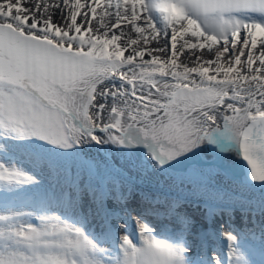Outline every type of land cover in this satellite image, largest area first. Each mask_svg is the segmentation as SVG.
I'll use <instances>...</instances> for the list:
<instances>
[{
  "label": "snow or ice",
  "instance_id": "1",
  "mask_svg": "<svg viewBox=\"0 0 264 264\" xmlns=\"http://www.w3.org/2000/svg\"><path fill=\"white\" fill-rule=\"evenodd\" d=\"M53 15H60L62 23H54ZM126 26L134 38L117 31ZM189 35L195 42L184 39ZM160 38L163 46L148 47ZM262 38L264 0H35L33 7L2 0L0 133L36 138L62 150L93 143L142 146L158 167L190 152L207 155L208 145L234 148L251 179L264 183ZM178 41H183L179 48ZM185 49H206L211 58L193 52L194 66L181 63ZM223 159L209 157L191 168L188 178L206 187L205 177L227 176ZM112 168L108 161L93 162L91 178L62 188V197L69 204L87 197L101 222L111 219L110 199L127 215L132 193L121 190V174ZM52 182L59 185L58 173ZM34 183V177L0 162V190ZM144 204V215L133 217L139 245L123 234L125 224L118 220L120 264H188L187 249L156 240L146 217L163 218L185 233L192 217L178 200L163 212L147 197ZM217 207L223 212L222 205ZM7 220L0 216V222ZM222 235L234 259L236 237L228 231ZM93 248L82 229L58 215L41 219L38 226H0V264H98Z\"/></svg>",
  "mask_w": 264,
  "mask_h": 264
},
{
  "label": "bare ground",
  "instance_id": "2",
  "mask_svg": "<svg viewBox=\"0 0 264 264\" xmlns=\"http://www.w3.org/2000/svg\"><path fill=\"white\" fill-rule=\"evenodd\" d=\"M0 2H2V0H0ZM33 2H35V0H33ZM41 2L51 4L56 3V0H41ZM82 2H84V0H82ZM112 2L115 3V0H112ZM50 11H52V9H50ZM156 15L158 16L159 13H156ZM97 17H99V9ZM254 18L261 19L258 16L244 17L245 20H253ZM52 19L54 23L58 24V21H60L62 17L60 15H53ZM94 24H97L96 20L93 21V28L95 29ZM117 31L124 32L127 31V28L123 27L122 29H119ZM132 35L134 38L133 33ZM162 42L163 38H160L158 43L156 41H153L152 43H160L161 45ZM185 52H187V55L190 54L191 56L193 55V52H195L196 55H202L203 58H205L208 54V51L206 49L203 52L199 50H194L193 52H191L190 50L185 49ZM127 54L128 53H125V55ZM159 56H161L162 59L165 58L164 53H162V55L159 54ZM179 62L189 63L190 66H194L191 64L190 59L184 60V55L179 58ZM83 148L88 153H90L91 156L95 157L96 164L102 166L105 161H108L111 165H113L111 171L121 174L120 178L125 181V184L123 183V186H121V190L125 188H134L136 187V184L144 188L150 186V188L155 190L166 191V193H164V196L162 197L164 201H169L168 204L174 201V199L179 200V202L183 205L182 210L192 217V226L190 231H188L187 233L182 232L177 225L169 223V221L163 218H157L155 216H147L146 222L149 226L152 227L153 231L156 229L157 231L155 232H159V235H162L164 237H166L165 235H175L177 238L185 236L187 240L189 239L191 243L190 252H193L192 255H189L190 258H193L194 255L200 257L201 255H203V253L207 252L208 248H210L214 251V254L211 252V254H213V257L219 259L220 256L218 252L220 251V248H222L223 246L224 248L228 247L225 242H220L218 240L219 237H217V232L220 230L221 232H230L236 237L239 242L242 240L243 242H248V245L250 244V246H248L249 249L243 247V249L247 251L246 253L250 261L249 264H264V247L262 250V248H258L257 245H254L249 240L251 238H258L256 237L257 233H260V235L264 237V187L261 186V182L253 181L251 179L249 166L242 158H238V153L234 148L221 151L218 146L214 147L212 145H208L206 146L207 155H194L192 152H190L187 154V156L181 157L178 162L173 161L171 164H165L160 167L156 165V162L151 159L147 150L142 146L123 148L115 144L99 145L93 143L84 144ZM194 151L199 152V149H195ZM21 152L23 155V157H21L22 160L27 161L30 165L36 168L37 172H39L41 175H44L42 176L43 185H37L34 183L26 184L21 187L15 186L16 191L13 190L9 193L10 196L13 197L12 200L14 201V204L17 206L22 205V203L26 205L29 204L31 208L40 210V208L43 207L41 205V201L45 198V196L48 195L47 193L49 191H52L54 189H57L56 191H60L62 201L67 204L66 200L61 195V189L66 187L76 188L77 183L74 181L75 178L78 177L77 171L79 169H77L75 162H70L69 168L66 169L62 164H54L51 162L48 163L47 160L43 161L34 153L25 151L24 149H21ZM212 156L224 158L221 163L229 170L227 176L219 175L213 177H205L204 183L206 184V187H203L188 178V173L191 168L198 165L202 166L206 161L209 160V157ZM82 168L85 169L86 167L83 166ZM64 169L68 170V173ZM46 172H49V174H46ZM54 173L59 174V185H56L52 182V174ZM166 180H175L172 181V184H174V186L172 187H179V195H175L170 191V189L175 190L176 188L174 189L163 184V182ZM159 187L161 189H158ZM21 188L26 189L24 190ZM192 188H195V190L199 192V194H201L202 192V197L199 196L198 198H195L193 197V195L191 196L190 191L192 190ZM77 191H79V189H77ZM218 195L224 197V199L218 200ZM159 196L161 195L157 194L155 198L159 200ZM203 197L206 199V202L208 200L210 203H205V199ZM149 200L155 202L161 212H163V209L166 208L165 206H161L158 201H155V199ZM25 201L29 202L25 203ZM80 201V197L78 196V198H76V201L73 202L71 206L77 211L79 210L81 212H85L86 216L88 217L89 215H91L89 213H93L94 216V210H92V208V211L88 210L87 205L90 203L89 201H87V197H84L82 202ZM109 202L111 205V210L107 208V210H109L107 212L111 219L110 221L106 222L107 225H105V228L102 227L104 229H100L98 238L97 236H93L92 232H88L86 230V227H84V225L79 220H75L72 217H69L67 214L69 210L65 209V214L57 211L56 209L50 210H55L62 217L65 216V218L68 216L66 219L82 226L87 237L88 235L93 236V238L100 245L112 247L113 245L111 244V242L115 243L113 240L116 238V240L119 241L121 237L120 233L119 235H117L116 229H120V226L119 223L116 224L117 221L114 222V216L120 219L122 223H125L126 230L130 231V226L134 227V225L138 229V226H136L133 217L139 218L144 215L145 210L140 209L141 207H144L145 204L143 198L141 199L134 195L130 196V198L126 201L127 215H123L122 213L124 211V206L117 203L115 199H110ZM140 204L142 206H140ZM217 205H222L223 212H221L220 207H217ZM89 206L92 205L90 204ZM115 207L117 208L115 209ZM118 208H120L121 212L118 211ZM43 209L45 210V207H43ZM210 210H214L215 215L211 214ZM21 213V216L17 218L16 223L18 224L21 219H27V221L29 219V221L26 223L38 226L40 220L42 219L32 211H22ZM32 217H36L37 220H32L30 222V219ZM163 220L165 221L164 224H167V229H163L162 227L160 228ZM97 222L101 223V221ZM8 224L9 223L6 222H0V226L6 227ZM88 224H91L90 220L88 221ZM216 225L217 227H219L217 230L215 229ZM235 230H237L238 232L236 233ZM155 232H153L152 234H154L158 238L156 240L161 242H163L162 240L170 242V240H168L170 237L168 239L167 237H160L156 235ZM102 240L104 242H101ZM211 240H214V242L212 243ZM165 241L163 243H165ZM216 241H219V246H217L218 243H215ZM166 244L170 245V243L167 242ZM260 246H264V239H262V244ZM223 256H225L224 252ZM244 264H248V262L245 260Z\"/></svg>",
  "mask_w": 264,
  "mask_h": 264
},
{
  "label": "rangeland",
  "instance_id": "3",
  "mask_svg": "<svg viewBox=\"0 0 264 264\" xmlns=\"http://www.w3.org/2000/svg\"><path fill=\"white\" fill-rule=\"evenodd\" d=\"M12 2L14 3L15 0H12ZM146 2H147V0H146ZM23 4H24L25 7H33L34 6L33 0H23ZM253 20H260V19L254 18ZM61 23H62V19L60 21H58V24H61ZM140 23H141V26H143V21H141ZM94 26L96 27L97 24H94ZM125 28H127V31H124L125 37H127L128 35H132L130 26H126ZM184 39H187V40L195 42L194 38H192L190 35L186 36ZM262 39H264V38H262ZM178 42L179 43L177 44V47L179 48L180 44L183 43V41H178ZM120 43H121V46H123L124 41L122 40ZM151 43L148 45V47H161V46H163V42H162L161 45H160V43L159 44H156V43H152L151 44ZM141 45H143V41H141ZM218 46L219 45H217L216 47H218ZM190 51L193 52L194 50H190ZM184 53H185L184 54V60H189V58L192 57L190 54L187 55V52L184 51ZM157 54L158 55L159 54L162 55V53H156V55ZM210 58L211 57L209 56V54H207V56L204 59H210ZM164 59H167V55L166 54H165V58ZM225 59H227V57H225ZM0 137H2V138H0V145L4 146V147H0V162H3L5 165H7L9 167H16L17 169L23 171L24 173H26V174L34 177V178L37 175H39V176H37L35 178V180H37L35 184H37V185H40V184L43 185L42 175L39 172H37V170H36V168L34 166L30 165L27 161H23L22 160L21 157H23V155H22L21 149H24L25 151H29L31 153H34L37 157H39L43 161L47 160L48 162H51V163H54V164H62V165H64V167L66 169L69 168L70 162H75L77 169H80L83 166H85L86 168L90 169V166L93 164V162H95V157L91 156V154L88 153L83 148L84 145H81L79 147L72 148V149H64V150H62V149H59V148H54L52 146H49V145L46 144V142L40 141V140H38L36 138H32V139H28V140H17L11 135L2 134V133H0ZM65 171L67 172L68 170H65ZM120 179H121V186H123V183L125 181L122 180V178H120ZM21 186H24V185H20V187ZM21 189H24V188H21ZM13 190L16 191V187H14V188H12V189H10L8 191L7 190H0V206H1L0 207V216L8 217V220L6 221V223L13 224V225L18 224V223H16L17 222V218L19 216H21V214H22L21 212L22 211H32L36 215L40 216L42 219L50 217V216H53V215H58L65 222L70 223L73 226L78 227V228H80V229H82L84 231L82 226H80L79 224L73 223L72 221L66 219L65 217H62L55 210H50V209H47V208H45V210H44L43 207L40 208V210L39 209L35 210V209L31 208L29 206V204L26 205L24 203H22V205H18V206L15 205L14 201L12 200L13 197L10 196V194H9ZM10 201H12V202H10ZM25 203H27V202H25ZM116 208L117 207H115V209ZM118 209H119L118 211L121 212L120 208H118ZM51 212H53V213H51ZM21 220H20L21 223L19 222V224L26 223V222L29 221V219H28V221H27V219H21ZM32 220H37V218L36 217H32L30 219V222ZM113 220H114V222L117 221L116 224L118 223V220L121 222V220L118 219L116 216H114ZM216 227H217V225H216ZM216 227H215V229L217 230L219 227H217V228ZM130 228H131L130 231L126 230V229L123 230V234L126 235L134 244L139 245L140 244V240L138 238V230H137V228L135 227V225H134V227L130 226ZM120 231H121V229H116L117 235H119V233H120V235L122 234V232H120ZM218 234H219V236H218ZM152 235H153V237L155 239H158L154 234H152ZM217 237H219L218 240L220 242H222V241L225 242L226 245H228V247L224 248V246H223L222 248H220V252H218L220 258H224L225 259L224 261H220L219 260L220 258L216 259L215 257H213L214 251H213V249H209V253L212 252L213 253L212 257L215 258V259H213V263H211V264H216L217 260L219 261V264H244L245 260L248 262V264L250 263L249 258H248L247 253H246L247 251H245L242 246L237 245L236 243H234L232 245V247L235 250V258L234 259H230L229 258V250H230L229 249V242L223 237L222 232L220 230L217 232ZM88 238L93 242V245H94L93 253H92V258H93L94 261H97L98 264H120L121 249H120V252L117 253L113 249L114 248L113 246L112 247L111 246L107 247L105 245H100L93 238V236H89L88 235ZM159 240H162V239H159ZM162 241L164 242L165 240H162ZM219 241L215 242V243H218L217 246H219ZM166 242L170 243V245L173 246V247H177L178 246L180 248H186V245H185V243L183 241L173 242V243L171 241L170 242L169 241H165V243ZM213 242H214V240L212 241V243ZM120 243H121V239L118 241V245L119 246H120ZM255 244L257 245L258 248H262L263 249V247H264V246H260L262 244V241L260 239H256L255 240ZM186 249L188 250V248H186ZM223 252H224L225 256H223ZM184 257L186 259V255L185 254H184ZM186 261L188 262V259ZM188 264H190V263L188 262Z\"/></svg>",
  "mask_w": 264,
  "mask_h": 264
},
{
  "label": "water",
  "instance_id": "4",
  "mask_svg": "<svg viewBox=\"0 0 264 264\" xmlns=\"http://www.w3.org/2000/svg\"><path fill=\"white\" fill-rule=\"evenodd\" d=\"M48 163H50V162H48ZM86 169L87 168H85V169L80 168L77 171L78 177L75 178L74 182L78 183V182H81L82 180L87 181L91 178V171L88 169L86 170ZM46 170H47V168H46ZM67 173H68V171H67ZM46 174H49V172H46ZM72 180H74V179H72ZM172 181H175V180H171V181L166 180L163 182V184H165L168 187L174 188V189L176 188L175 190H171L170 188L169 189L175 195H179V187L178 188L172 187V186H174V184H172ZM129 189L131 190V193H132L131 196L134 195V196L139 197L141 199L142 198L144 199L145 197H147L148 199H155V201H158L161 206H165V207L168 206L169 201H164L163 197H162V196H164L163 194L166 193V191L155 190V189L150 188V186L147 188H144V187L139 186L137 184H136V187H134V188H125L123 190H129ZM158 189H161V188L159 187ZM56 190L54 189L52 191H49L47 193L48 195L45 196V198L41 201V205L47 209H56L57 211H60L61 213H64V214H65L66 210H69V212H67L69 217H72L75 220H79L84 225V227H86V230L88 232H92L93 236H97V238H98V233H99L100 229L105 228V225H107L106 222L98 223L97 221H100V220L95 215L93 216V213H89L91 215H89V217H88V216H86L85 212H81L79 210L77 211L67 201H66L67 202V204H66L65 202L62 201V198L60 196V191H56ZM196 192L197 191L195 190V188L194 189L192 188V190L190 191V195L191 196L193 195V197H195V198H198L199 196L202 197V194H203L202 192H201V194H199V192H197V193ZM157 194L161 195V196H159V200L155 198L157 196ZM77 198H78V196H77ZM176 200H178V199H176ZM176 200L174 199V201H176ZM87 201H88V199H87ZM80 202H82V201H80ZM205 203L208 204L210 202L208 200L206 202V199H205ZM89 205L90 204L87 205L88 210H91V208H92V210H94L93 206H89ZM140 206H142V205L140 204ZM106 208L111 210V205H110L109 200L106 202ZM142 209L145 210V205H144V207H141L140 210H142ZM107 211H109V210H107ZM89 220L91 223L90 225L88 224ZM112 223H113V220H112ZM164 223H165V221L163 220V223L160 226V228L162 227L163 229H167V227H166L167 224H164ZM110 225H112V224H110ZM102 227H104V228H102Z\"/></svg>",
  "mask_w": 264,
  "mask_h": 264
}]
</instances>
